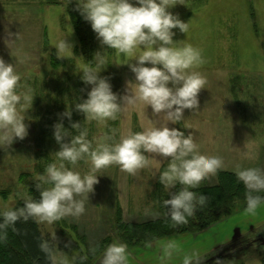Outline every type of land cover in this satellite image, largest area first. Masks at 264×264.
<instances>
[{
	"label": "rangeland",
	"instance_id": "rangeland-1",
	"mask_svg": "<svg viewBox=\"0 0 264 264\" xmlns=\"http://www.w3.org/2000/svg\"><path fill=\"white\" fill-rule=\"evenodd\" d=\"M69 1L0 0V57L13 63L21 75L18 93L30 90L34 98L28 111L31 120L26 121L29 135L11 148H0L2 212L14 209L26 197L39 199L35 187L39 176L35 172L37 142L43 128L53 131L61 114L55 103L57 83L63 84L66 74L82 75L88 66L82 55H75L78 37L68 14ZM171 11L189 23L187 33L174 30V39L201 51L203 62L192 70L201 72L206 84L199 93V108L185 110L182 122L170 126L191 133L201 154L220 157L221 170H264V0H177ZM66 37L73 49L62 55L73 63L55 70L51 59L57 57V43ZM98 50L106 60L101 75L110 78L113 90L123 93L129 81L131 91L136 82L126 64L134 62L143 49H134L133 56L102 49L95 34L93 54ZM60 98H67V92ZM85 122L91 133L88 139L95 146L107 137L111 138L107 142L118 143L130 131L161 125L165 118L140 103L118 114L116 120ZM45 148L59 165V145ZM145 156L148 165L135 175L116 164L97 173L99 183L85 198L82 215H68L51 223L37 220L43 234L54 243L55 264H101L105 249L114 241L127 245L128 264H183L185 256L193 257L192 264H264V201L253 214L239 198L231 214L199 231L170 233L138 243L125 240L116 229L118 208L124 222L155 219L162 216L157 193L164 196L172 190L159 182L170 158L156 153ZM63 163L81 174L91 167L90 159L76 165ZM26 173L28 177H22ZM208 183H218L217 172ZM169 241L175 242L177 250L164 257L163 246Z\"/></svg>",
	"mask_w": 264,
	"mask_h": 264
},
{
	"label": "clouds",
	"instance_id": "clouds-1",
	"mask_svg": "<svg viewBox=\"0 0 264 264\" xmlns=\"http://www.w3.org/2000/svg\"><path fill=\"white\" fill-rule=\"evenodd\" d=\"M177 0H76V9L90 23L101 48L114 49L125 56H133L134 49L142 48L134 62L128 63L136 82L129 90H113L109 77L101 75L106 60L100 51L94 53L93 63L82 69L80 79L90 85L87 97L75 104L76 111L85 119L104 121L116 120L118 114L142 103L151 106L152 113L164 114L165 123L144 127L141 132H129L118 143L89 140L86 129L79 121H72V110L61 114V120L53 125V137L59 150L56 156L61 161L49 164L36 180L38 200L26 197L22 207L0 212V230L15 225L18 220L54 222L62 217L80 216L85 212V198L89 197L99 183L102 169L116 164L122 171L135 175L137 170L148 165L145 153H156L170 158L167 168L160 174L159 182L166 189L183 187L171 193L164 201L171 220L176 224L187 223L197 205L203 206L207 197H197L193 191L200 183L215 175L223 163L218 156L200 153L191 133L186 134L178 125L185 110H196L200 106L199 93L206 84L205 76L192 70L201 64V51L191 44H180L175 40V29L187 33L189 23L173 13ZM73 44L67 37L57 45V58H64ZM21 75L13 63L0 57V148H11L17 141L29 135L28 111L33 107L31 91L18 93ZM66 117L72 135L63 123ZM248 158H252L251 152ZM91 161L88 172L81 174L66 167L63 162L76 165L79 161ZM239 181L247 189V212L255 213L264 197L254 195L264 191V170L243 168L236 172ZM42 185H50L42 187ZM78 197L80 199H78ZM47 251V244L41 245ZM177 250L175 242L163 246V256L171 257ZM94 251V249H93ZM193 257L185 256L183 264H192ZM101 264H128L127 245L114 241L104 251Z\"/></svg>",
	"mask_w": 264,
	"mask_h": 264
},
{
	"label": "trees",
	"instance_id": "trees-1",
	"mask_svg": "<svg viewBox=\"0 0 264 264\" xmlns=\"http://www.w3.org/2000/svg\"><path fill=\"white\" fill-rule=\"evenodd\" d=\"M68 14L78 37L75 55H82L88 66H90L93 63L95 33L90 23L85 21L76 9V0L69 1ZM72 61L73 59L57 58L54 55L51 64L55 70H58L60 67H66L70 62L73 63ZM73 77H75V80L73 86H71L70 83ZM80 77L81 75L76 77L72 74H66L63 84L57 83L56 92H54L56 93L55 103L58 104V110L61 114L67 110H72V121H79L81 129L88 130L84 114L75 109V104L82 102L87 97L88 86L84 85ZM66 92L67 98H60ZM83 92L84 95H82ZM52 107L56 106L52 105ZM61 114L57 117L58 122L61 120ZM63 123L66 128L70 129L72 135L78 134L74 129H71V122L66 117L63 118ZM182 130L184 129L182 128ZM185 133L187 134L186 131ZM90 134L88 133L87 138H90ZM46 139L48 143H46ZM54 143L57 142L53 137V131L50 130L49 132V130L43 128L37 142L38 160L35 165V172L38 175L42 174L49 164L56 162V158L50 155L49 149L45 148L53 147ZM79 162H84V160ZM28 175L26 173L22 177H28ZM217 176V184L210 185L207 178L198 187L190 189L197 197L206 196L207 201L203 206L197 205L194 214L187 217V223L176 224L172 221L169 210L164 205V201L170 198L171 193L179 191L183 187L177 184L171 192L164 196L161 192L157 193L161 217L144 222H124L122 220V210L118 208L117 231L123 234L125 240L138 243L152 237H163L170 233L199 231L220 221L232 213L237 199L242 198L246 201L247 189L243 182L238 180L236 172L219 169ZM253 194L264 197V191ZM23 204L24 202L20 203L14 209L22 207ZM0 212L2 211L0 210ZM42 243L47 244V251L42 249ZM53 253L54 243L50 237L43 234L37 220L24 221L21 219L15 225H9L0 230V264H55ZM80 264L82 263L80 262Z\"/></svg>",
	"mask_w": 264,
	"mask_h": 264
}]
</instances>
